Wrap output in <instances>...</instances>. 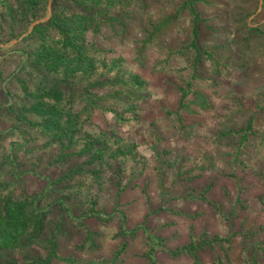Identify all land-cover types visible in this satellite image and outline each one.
<instances>
[{
  "label": "rangeland",
  "instance_id": "374dc122",
  "mask_svg": "<svg viewBox=\"0 0 264 264\" xmlns=\"http://www.w3.org/2000/svg\"><path fill=\"white\" fill-rule=\"evenodd\" d=\"M182 3H132L131 8H146L155 20L175 18L147 47L146 20L137 13L126 19L128 30L121 36L88 35L147 81L139 121L119 123L108 112L94 116L92 125L138 144L130 162L139 171L124 172L130 185L122 204L127 228L145 224L149 232L127 237L125 251L113 262L123 243L119 215L114 221L89 215L90 198L98 188L86 174L83 181L81 176L63 180L85 158L56 161L60 147L45 146L44 139L24 145L13 128L18 124L14 114L31 101L16 98L22 92L9 83L0 87V104H6L0 106V187L6 194L37 198L45 222L41 236L24 247H0V264H37L48 256L51 264H150V233L161 238L155 249L158 264H264V143L253 134L238 147L240 131L250 119L264 130V0H197L202 17L198 43L209 54L195 73V52L189 46L193 19L187 8H179ZM249 27L259 29L256 39L248 40ZM25 33L4 44L9 48L21 42L20 48H27ZM18 63L16 54L1 60L7 74ZM190 86L194 93L178 111L181 88ZM22 128L32 138L41 134ZM110 177L115 180L114 174ZM110 177L99 206L114 195L116 187L107 186ZM163 190L171 193L163 196ZM103 214L108 216L109 210ZM191 241H205L204 247L196 254H174Z\"/></svg>",
  "mask_w": 264,
  "mask_h": 264
},
{
  "label": "trees",
  "instance_id": "16d2710c",
  "mask_svg": "<svg viewBox=\"0 0 264 264\" xmlns=\"http://www.w3.org/2000/svg\"><path fill=\"white\" fill-rule=\"evenodd\" d=\"M136 1L138 0H0V87L13 83L22 94L16 97L10 87L6 91L16 98L24 99V102L31 101L29 106L25 104L23 109L15 112L18 124L13 128L25 141L24 145L37 139H44L45 146L50 145L51 148L58 145L60 153L56 161L72 155L85 158L63 180L70 181L78 176L82 180L86 174L90 185L98 188V192L90 198L89 215L102 219L110 217L112 221L119 215L123 243L114 252V263L125 251L127 237L135 236L141 230L149 232L145 224L127 228V213L122 204L123 193L130 185L129 182H124V172L130 171L132 175L139 171L130 162L132 156H136L138 144H128V141L125 143V139L116 133L96 126L93 128L92 122L98 113L106 115L108 112L119 123L126 120L139 121L140 105L146 98L142 92L147 81L131 71L122 56L112 49L99 46L97 40L88 35L113 32L121 36V33L128 30L126 19L137 13L143 21L146 20L142 26L146 34L143 47L152 44L164 27L175 18L168 15L155 20L146 8L142 11L136 5L131 8ZM196 2L197 0H183L179 7L187 8L193 19V38L189 46L195 52L194 73L201 67L204 56L209 54L198 43L202 17L196 9ZM141 4L145 7L144 3ZM47 16L49 17L37 23L25 37L29 45L27 48H20L21 42L6 47L4 43L19 38L33 22ZM249 30L248 40L260 35L259 29L255 27H249ZM7 54H16L19 61L17 67L8 74L1 65V60ZM181 91L178 111L187 106V97L194 93L191 86L181 88ZM3 105L6 104H0ZM9 109L12 111V108ZM23 126L33 127L41 133L40 136L29 137ZM240 132L239 148L253 134L259 135L264 143V130L255 128L253 119ZM38 149L32 148V151ZM111 174L115 175V180L110 177ZM108 177L110 180L107 186L116 187L114 195L109 197V204L99 206L100 192L102 187H106L105 178ZM170 193L163 190V196ZM106 210H109L108 216L103 214ZM77 217H83V214ZM44 222L45 213L37 206V198L31 200L26 196L6 194L0 187L1 248L24 247L31 239L39 238L44 231ZM87 232L90 235L89 229ZM148 237L154 245L148 250L147 257L150 264H158L155 249L161 238L152 233ZM204 242L191 241L174 254H196L197 249L204 247ZM51 261V256H48L37 264H51Z\"/></svg>",
  "mask_w": 264,
  "mask_h": 264
},
{
  "label": "water",
  "instance_id": "95a60500",
  "mask_svg": "<svg viewBox=\"0 0 264 264\" xmlns=\"http://www.w3.org/2000/svg\"><path fill=\"white\" fill-rule=\"evenodd\" d=\"M261 7V6H260ZM49 9L51 10V1L49 2ZM50 14H51V11H50ZM49 14V15H50ZM45 19H47V18H45ZM45 19H39V20H36L35 22H33L32 24H31V26H30V29H29V31L27 32V33H25L24 35H23V37L24 36H27L32 30H33V28H34V26L37 24V23H40L41 21H43V20H45ZM17 40H14L13 41V43L14 42H16ZM7 46V45H6Z\"/></svg>",
  "mask_w": 264,
  "mask_h": 264
}]
</instances>
